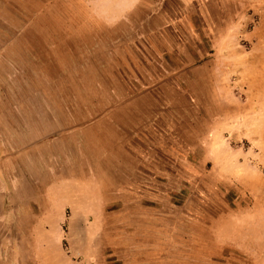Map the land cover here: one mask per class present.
<instances>
[{
  "label": "rangeland",
  "instance_id": "374dc122",
  "mask_svg": "<svg viewBox=\"0 0 264 264\" xmlns=\"http://www.w3.org/2000/svg\"><path fill=\"white\" fill-rule=\"evenodd\" d=\"M0 264H264V0H0Z\"/></svg>",
  "mask_w": 264,
  "mask_h": 264
}]
</instances>
